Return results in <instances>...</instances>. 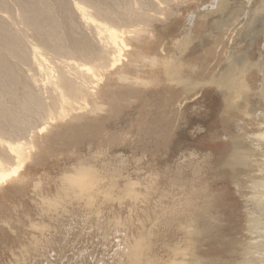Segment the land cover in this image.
I'll return each mask as SVG.
<instances>
[{
    "label": "bare ground",
    "instance_id": "bare-ground-1",
    "mask_svg": "<svg viewBox=\"0 0 264 264\" xmlns=\"http://www.w3.org/2000/svg\"><path fill=\"white\" fill-rule=\"evenodd\" d=\"M196 1L0 0V249L11 251L12 248L7 246L9 233L17 238L23 221L31 231L35 225L40 229L44 227L40 222L34 223L36 219L29 212V201L42 219L44 214L62 215L57 219L73 213L67 205L72 199L83 200L85 195L91 204L100 197L111 201V189L96 190L94 181L100 173L106 183L118 177L125 167L122 153L116 154L109 149L104 152L101 147L94 153L89 152L91 156L87 159H82L83 155L73 159V154L69 153L81 144L85 146V143L97 141L102 132L106 133L101 123L118 116L123 109L119 101L124 96L129 95L125 99L127 105L134 101L137 87L143 80L152 85L180 88L184 95L190 89L183 87L184 80H190L197 72L201 78L195 86L216 92L225 116L230 117L236 112L235 108L240 107L239 114L245 119L260 118L258 112L247 114V104L248 99L254 101L257 110L264 104V89L253 93L250 84L255 82L259 72L262 75L260 85L264 87V0H210L212 4L203 9L207 13L189 14L188 25L181 30V36L171 38L172 47L166 49L162 44L163 36L177 24L183 10L191 8ZM207 1L200 0V5ZM233 6H239L240 10L229 14ZM201 21L212 25L199 33ZM241 43H247V54L241 55L242 52L236 49ZM209 45L212 49L205 52L204 57H213L217 48L224 50L225 56L219 52L211 71L187 61L193 51ZM251 46L262 49L257 61L252 60ZM188 99L176 101L177 112H182ZM160 101L163 105L156 113L157 130L163 132L168 125L163 118L167 111L164 97ZM194 107L190 110H195ZM106 134L107 143L115 137L113 133ZM257 138L264 141V133ZM247 139L246 144L256 138ZM63 141L68 145L66 152L55 148ZM121 144L117 142L120 147ZM231 145L238 148L237 142L232 141ZM159 146L153 147L154 155L161 150ZM147 152L142 154L145 156ZM59 159L62 164L52 165L58 168L56 175L52 176L49 170L38 179L34 177L32 190L27 191L30 185L26 182L27 174L36 168L45 171L51 166L49 160ZM68 159L70 163H67ZM226 162L231 173L228 175L220 170L216 173L221 174L222 179L238 180L241 173ZM191 167L197 175L189 178L182 174L184 190H180V197L174 202L179 210H189L184 216L189 215L190 222L181 231L186 236L185 252L190 249L187 254L191 257L192 250L197 247L204 255L208 249L218 246L216 249L224 254L247 256L242 246L232 248L237 241L235 225L230 222L220 224L222 221L217 217L220 198L203 187L201 181L204 178L199 175L201 168ZM151 178L146 186L148 192L155 184ZM13 193L22 198L23 203L19 204L20 208L12 203L11 211L3 201ZM127 194L137 198L130 187ZM67 199L65 206L62 205ZM249 202L264 216L263 194L247 199L246 203ZM136 245L119 248L123 258L120 263L130 264L127 254L138 249ZM179 247L169 248L174 259L168 264H190L185 258L187 254ZM30 248L33 250V245ZM197 255V264H227L228 261V258L211 256L200 259L202 255Z\"/></svg>",
    "mask_w": 264,
    "mask_h": 264
},
{
    "label": "rangeland",
    "instance_id": "rangeland-1",
    "mask_svg": "<svg viewBox=\"0 0 264 264\" xmlns=\"http://www.w3.org/2000/svg\"><path fill=\"white\" fill-rule=\"evenodd\" d=\"M200 4V0H197L195 6L185 8L177 24L165 33L163 41L162 39L161 41L166 49L171 45L169 41L171 38L181 36V30L188 25L186 23L188 15L191 13L198 16L204 15L207 12H204L203 9L206 6L208 8L212 3L209 0ZM239 10V6H233L229 14ZM201 23L202 21L199 22V33L212 25ZM262 44L261 42L260 45ZM251 47L252 60L257 61L261 57L262 49L260 46L259 49L255 46ZM247 48V43L236 45V49L242 52L241 55L244 52L247 54ZM211 49L209 45L203 50H195L187 61L193 65L198 64L204 68H210L211 71L217 63L219 52H222L220 55H224V50L220 51L221 49L217 48L212 53L213 57H204V53ZM222 56H219V59L220 57L222 60L225 58ZM250 57L252 58V56ZM199 78L201 75L196 72L190 80H184L183 87L190 88L184 95L180 92V88L152 85V83L143 80V84L137 87L139 90L130 105H127L125 101L129 95L124 96L123 100L119 101L123 109L118 116L101 123L103 131L115 135L114 141L109 140L107 143L108 136L102 132L96 138L97 141L85 143V146L81 144L73 149L72 153H69V155L73 154V159L80 155H83L82 159H87L91 156L89 152L94 153L99 147L104 152L109 149L108 151L111 152L116 151V154L122 153L125 163L122 173L113 178L111 182L106 183L101 176L102 173L99 172V177L94 181L97 183L94 185L96 190L111 189V201L107 202L99 196V201L91 204L87 195L80 201L72 199L67 206L71 207L73 213H66L63 215L64 217L57 219L56 217L62 215L44 214V219H42L40 212L29 201V212L36 219L33 220L34 223L40 222L44 227L40 229L35 225L31 231L28 229V224L23 221V224L19 226L21 232L17 238H14V234L9 233V241H11L7 242V246L12 248L11 251L14 253L11 254L8 249H4L5 251L0 249V264H123L120 263L123 258L119 248L128 247V244L130 246L139 244L136 245L138 249L126 253L130 264H138V262L140 264H168L174 259L169 248L174 245L179 247L181 244L180 250L185 249L184 239L186 236L181 231L190 222L189 215L184 216L189 210H179L174 202L177 197H180V190H184L182 174L189 178L197 175L193 173L192 165L201 168L199 175L204 178L201 181L203 187L206 186L205 188L220 198L217 206V217H220L222 221L220 224L230 222L235 225L237 241L232 245V248L242 246L247 256L240 253L224 254L216 249L218 246L208 249L204 256L203 251L196 247V250H192L191 257L187 254L190 249L186 252L183 251L191 258L186 256V260H190V264H197L198 253L202 255L200 259L210 256L217 259L228 258L227 264H264V216L252 202L246 203L247 199L249 200L251 197L264 195V187H262L264 184V141L257 138L264 133V104L257 110V107L253 106L254 101L248 99L247 114L258 112L261 115L259 119H250V117L245 119V116L239 114L240 107L235 108L236 112L231 113L230 117L225 116L222 113V101L218 94L195 86ZM261 82L262 75L258 72L255 82H250L253 93L264 89L260 85ZM187 83L189 85L186 86ZM162 97H164L167 111V113H163V118L165 122H168V125L164 129L165 131L159 132L156 113L163 105L160 101ZM184 97H189V99L182 102L186 103L182 112H177L176 101L178 102ZM191 106L197 108L194 107L195 110H190ZM248 137L256 139L252 143L246 144ZM232 141L237 142L238 148L232 147ZM117 142L122 143L121 147L117 145ZM158 144L161 150L155 151L157 155H154L153 147ZM67 147L65 141L55 146L56 149L59 148L65 152ZM256 148L257 151L254 150ZM145 151H148L147 154L149 153L145 155L146 157L142 154ZM51 160H49L51 166L53 163L56 165L63 163L60 159L54 162ZM68 160L67 163H70V159ZM226 161L241 173L238 180L232 182L227 177L222 179L220 178L221 174L216 173L219 170L228 175L231 173L230 169L225 166ZM146 163L148 164L146 165ZM51 166H49L50 168L46 167L45 171L42 168H36L30 171V175L27 174L29 177L27 176L26 182L30 183L29 187L31 186V188H27V191L32 190V180L38 179L44 172L48 173L50 170L52 176L56 175L57 166ZM159 170L163 172H159ZM133 173H135L134 176ZM150 177L155 184L148 192L146 186ZM28 178L33 179L30 182ZM99 178L100 180H98ZM173 179H175L174 183H172ZM119 182L121 183L119 184ZM111 183H113L112 186ZM129 187L133 189V194L137 198L127 194ZM136 188H141L142 192L141 189ZM68 201L69 199L65 200L62 205L65 206ZM3 202L7 209H11L12 203L15 207L23 203V200L13 193ZM31 245H33V250L30 248ZM148 248L149 251H146Z\"/></svg>",
    "mask_w": 264,
    "mask_h": 264
}]
</instances>
